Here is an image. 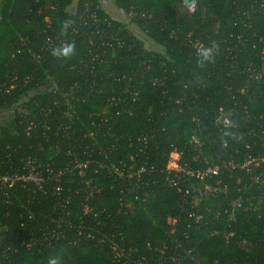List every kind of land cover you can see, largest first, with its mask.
<instances>
[{
  "label": "built area",
  "instance_id": "2783aa9c",
  "mask_svg": "<svg viewBox=\"0 0 264 264\" xmlns=\"http://www.w3.org/2000/svg\"><path fill=\"white\" fill-rule=\"evenodd\" d=\"M73 1L76 6L77 0ZM124 1L129 3L128 11L116 7V17L106 11L108 16L101 14L104 10L96 0L73 6L78 25L89 31L88 44L100 49L93 60L101 62L113 48L131 47L136 38L145 42L137 35L138 31L145 34L144 25L133 21L146 18L147 12L136 7L134 2L140 0ZM178 1L186 19L199 10V0ZM258 12H264V0H253L243 13ZM112 20L121 25L115 28ZM213 31H217L216 23ZM76 32L71 28V33ZM252 36L259 47L256 60L241 66L231 60L236 81L226 85L224 102L207 120L208 129L202 125L207 112L205 117L193 115L196 129L181 149L167 153L161 167L149 159V144L156 139L153 129L136 134L116 131L121 115L133 112L140 94L136 87H124L108 97L101 110L87 111L77 104L86 100L90 89L82 90L80 83L73 82L59 90L51 79L47 86L52 95L32 107L24 103L28 96L23 95L10 109L0 110V125L16 119L18 133L33 141V147L17 155L9 146L0 149L3 217L15 204L23 209L16 245L43 252L61 240L68 244L94 241L107 246L115 264H207L198 242L208 237H220L227 244L238 236L237 247L249 250L244 226L251 224L250 215L264 223V32L253 30ZM185 38L195 53H211L217 47L215 36L205 39L187 32ZM69 40V35L53 33L48 21L38 51L31 56L39 62L55 44L64 46ZM243 46L237 38L226 50ZM80 64L88 68L86 61ZM20 82L29 83V75ZM153 82L162 79L155 77ZM18 84L16 75L9 83H1L0 96L9 95ZM256 92L263 96L259 104ZM169 101L181 104L182 98ZM184 108L180 105L178 111ZM156 187L170 189L177 205L174 214L166 217L163 239L153 248L149 242L140 247L130 242L125 218L135 216L155 195ZM99 195L106 201L102 207L95 202ZM13 250V245L4 248L5 253ZM148 251L155 253L153 258L146 257Z\"/></svg>",
  "mask_w": 264,
  "mask_h": 264
},
{
  "label": "trees",
  "instance_id": "16d2710c",
  "mask_svg": "<svg viewBox=\"0 0 264 264\" xmlns=\"http://www.w3.org/2000/svg\"><path fill=\"white\" fill-rule=\"evenodd\" d=\"M1 1L0 84L9 83L15 75L19 84L9 95L0 96V110L10 109L23 95L28 96L24 103L32 107L37 100L53 94L47 86L52 81L59 90L73 82L80 83L82 90L90 89L92 92L85 96L86 100L77 104L87 111L101 110L107 98L124 87H136L140 94L133 112L121 115L116 131L136 134L140 130L153 129L156 139L149 144V159L159 167L164 164L167 153L173 148L181 149L189 134L196 129L193 115L204 114L205 117L207 112L202 125L208 129L207 120L215 107L224 102L226 85L236 81L231 60L239 66L246 60H256L259 47L252 31L264 32V12L249 13L248 16L243 13L253 0H202L203 6L214 16L216 33L210 26L211 19L203 20L197 13L190 19L178 16L172 9V0H140L134 3L137 8L144 7L147 16L133 22L144 25L145 36L158 46V50L136 38L134 45L113 48L100 62L93 60L100 49L88 44L89 31L78 25L76 10L70 8L73 0ZM82 1L77 0L74 7L78 8ZM112 2L124 13L128 11V2ZM101 14L105 13L102 11ZM45 17H48L53 33L70 36L66 45L74 46L71 55H53L54 48L62 47L55 44L39 62L32 58L31 53H36L41 43L47 24ZM112 21L115 28L121 25L117 20ZM69 23L70 27H66ZM73 27L77 29L76 34L71 33ZM187 32H191L192 37L203 35L205 39L215 36L217 47L209 53V58L202 55L205 52L195 53L187 44ZM237 38L243 40L244 46L227 51L226 46L233 45ZM144 60L148 62L144 63ZM81 61L87 62V69L80 64ZM228 72L231 73L227 75ZM123 74L125 78L122 79ZM26 75H29L30 82L23 84L20 80ZM155 77L162 82L154 83ZM256 93V103L259 104L258 99L263 96ZM169 98H182V103L170 102ZM180 105L187 107L179 112ZM18 129L16 119L0 125V149L9 146L15 150L13 155H17L33 147L32 138L18 133ZM41 146L46 149L48 143L42 142ZM64 148V144L59 145L60 154L64 153ZM95 202L99 207L106 205L102 195L97 196ZM176 205L177 199L170 189L156 187L155 195L144 207L135 216L125 218V231L130 242L140 247L149 242L152 248L155 247L163 239L166 217L174 214ZM18 206L15 204L9 209V215L3 217L5 208L0 204V264H49L50 258H57L59 264H115L107 246L94 241L68 244L61 240L43 252L19 247L16 238L21 230L19 222L23 209ZM25 215L24 212L23 219L27 218ZM250 221L249 226H244L251 243L246 252L237 247L238 236L227 244L220 237L199 241L198 247L206 263L264 264V223L253 215H250ZM9 245L16 250L5 253L4 248ZM145 254L147 258L155 255L149 251Z\"/></svg>",
  "mask_w": 264,
  "mask_h": 264
},
{
  "label": "rangeland",
  "instance_id": "374dc122",
  "mask_svg": "<svg viewBox=\"0 0 264 264\" xmlns=\"http://www.w3.org/2000/svg\"><path fill=\"white\" fill-rule=\"evenodd\" d=\"M97 3H99L101 5V7L103 8V13H105V11L111 15L112 17H116L117 14H118V10L116 9V6L113 4L112 0H96ZM1 0H0V6H1ZM199 3H200V6L197 4V7H199V10L198 12H196L200 17L201 19L203 20H208V19H211L209 22H210V26L212 28L215 27V23H213V19H214V16L208 11V9H206V7L203 6L202 4V0H199ZM181 5V1H178V0H172L171 1V6H172V9L175 11V13L178 14V16H184L186 17L187 15L182 12V10L180 9L182 6H179ZM73 6H74V1L72 2L70 8L73 9ZM200 11V12H199ZM160 14H162V12L160 11ZM192 15L188 16L189 19ZM45 20L46 22L49 21L48 17H45ZM137 35L140 36L142 39L145 40L146 42V45L148 47H150L151 49H157L158 50V46H156V44H154L151 40H149L147 37H145V34H142L140 33L139 31L137 32ZM147 41H150L151 43L147 42Z\"/></svg>",
  "mask_w": 264,
  "mask_h": 264
},
{
  "label": "clouds",
  "instance_id": "9594fccd",
  "mask_svg": "<svg viewBox=\"0 0 264 264\" xmlns=\"http://www.w3.org/2000/svg\"><path fill=\"white\" fill-rule=\"evenodd\" d=\"M74 46L71 44L62 46L61 48H54L53 55H62V56H69L73 52ZM206 59L209 58V53L205 52L202 54ZM49 264H59L57 258H50Z\"/></svg>",
  "mask_w": 264,
  "mask_h": 264
}]
</instances>
